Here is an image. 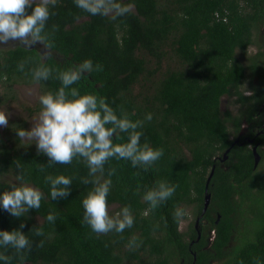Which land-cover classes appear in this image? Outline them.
I'll return each mask as SVG.
<instances>
[{"label":"trees","instance_id":"trees-1","mask_svg":"<svg viewBox=\"0 0 264 264\" xmlns=\"http://www.w3.org/2000/svg\"><path fill=\"white\" fill-rule=\"evenodd\" d=\"M125 2L133 3V10L112 20L90 16L73 0H57L45 29L54 54L42 57L38 47L0 48V83L4 97L12 98L16 83H39L45 92L60 86L58 71L86 59L102 66L73 87L105 99L118 115L143 121L141 142L163 149L147 168L114 158L105 164L102 179L115 169L109 211L130 206L134 224L123 233L93 232L82 220L81 200L92 187L82 183L92 179L86 164L74 159L49 167L35 145L16 138L14 130L26 127L22 119L8 126L7 138L0 133V191L23 171L43 198L38 210L19 219L0 209V229L11 231L23 222L32 242L21 255L11 247L0 253L11 257V264H22L21 256L23 264H264V0ZM41 62L54 69L53 78L34 82L31 70ZM28 110L35 114L40 105ZM244 121L251 123L253 141H236ZM119 136L114 143L126 142V134ZM49 173L73 178L67 198L50 199L44 180ZM161 180L176 191L152 209L143 195ZM177 206L188 212L183 220L190 217L189 208L193 215L184 231L183 220L173 218ZM49 212L56 215L54 223L45 219ZM133 238L138 246L129 248Z\"/></svg>","mask_w":264,"mask_h":264},{"label":"clouds","instance_id":"clouds-1","mask_svg":"<svg viewBox=\"0 0 264 264\" xmlns=\"http://www.w3.org/2000/svg\"><path fill=\"white\" fill-rule=\"evenodd\" d=\"M57 0H0V46L9 45L15 41L25 48L45 45L41 56L47 55V22L52 15L50 8ZM75 6L90 16H103L116 20L133 10L134 4L125 0H73ZM30 9V11H29ZM23 70L24 63L18 65ZM102 71L100 64L86 59L78 65L56 72L60 86L55 90H48L38 96L40 111L32 121L29 129L18 127L14 131L16 138L28 145L35 144L37 154L48 157V166L68 165L74 159H82L88 168V176L92 179H82V183L92 187L83 196L82 220L95 233L116 232L123 233L134 224V217L128 205L111 214L108 206V195L111 190V176L115 169L108 170L107 179H102L105 164L110 159L128 160L133 167L147 168L152 166L163 155L162 148H153L148 142H141L143 135L139 129L143 121L132 120L127 113L117 114L105 99L98 98L92 93L81 94L77 84L87 73ZM54 69L45 63H39L31 70L34 82L48 81L53 78ZM10 113L0 110V127L9 125ZM146 120H151V113H147ZM127 135L126 142L114 143L120 138L119 134ZM17 169L20 165L17 164ZM45 172V168H40ZM99 174V175H98ZM49 186L50 199L55 201L67 198L71 194L73 178L64 174L44 176ZM176 185L167 181H158L157 186L144 192L143 199L152 209L173 196ZM0 191V209L7 211L17 219L24 217L30 210L41 207L43 193L26 178L23 171H19L15 181L9 182L7 188ZM188 212L177 206L173 218L181 222ZM45 219L54 223L56 215L49 212ZM0 229V248L11 247L18 255L30 250L32 242L22 229ZM31 229L30 231H32ZM36 235L42 236L43 231L36 228ZM43 246V240L39 242ZM129 248L138 246L133 238L127 245ZM23 264V256H21ZM0 264H11V257L0 253Z\"/></svg>","mask_w":264,"mask_h":264},{"label":"rangeland","instance_id":"rangeland-1","mask_svg":"<svg viewBox=\"0 0 264 264\" xmlns=\"http://www.w3.org/2000/svg\"><path fill=\"white\" fill-rule=\"evenodd\" d=\"M262 39L264 43V37H262ZM16 45H18L17 42L12 41L10 42L9 45H3V46H0V48H9V47H13ZM38 48L41 52L45 50L41 45L38 46ZM257 50H258V47L254 46L251 48L250 51L255 53ZM51 54H54V52L51 50H47V55H51ZM6 91L7 90L5 89L4 84L0 83V98L4 97V94H6ZM12 94H13L12 98H10V96L4 97V102L0 101V110H4L10 113L9 125L14 121H21L22 119H26L27 123H26L25 129H29L32 126V121L38 116L39 112H36L35 114H29L30 112L28 108L35 107L37 104H39L38 96L40 94H43L42 86L39 83H16L14 85ZM223 107L224 108L228 107V102L226 98H224ZM232 108L236 110L238 109V106L234 105L232 106ZM8 126L0 127V133L1 134L4 133L1 136L6 137L8 135V131H7ZM14 136L15 135H10L11 138L12 137L14 138ZM31 145H35V144L33 143ZM5 178H10V177H5ZM114 207H112V209H114ZM189 212H190L189 213L190 217L188 219L183 220L181 223V229L183 231L187 229V225L193 216L190 208H189ZM200 216L201 215H199L198 218H200ZM193 219H195V216L193 217Z\"/></svg>","mask_w":264,"mask_h":264},{"label":"flooded vegetation","instance_id":"flooded-vegetation-1","mask_svg":"<svg viewBox=\"0 0 264 264\" xmlns=\"http://www.w3.org/2000/svg\"><path fill=\"white\" fill-rule=\"evenodd\" d=\"M18 46V45H16ZM14 47V46H13ZM261 110H264V104L260 107ZM264 125V124H263ZM259 127V125H258ZM253 130H256L255 128H253ZM251 132V123L247 122V121H244L243 124H242V127H241V130L240 132L238 133V137L236 139V141H240V139L242 138L244 141L246 140H249V141H253L250 136H248ZM227 158L223 159L222 158V161L224 162Z\"/></svg>","mask_w":264,"mask_h":264},{"label":"water","instance_id":"water-1","mask_svg":"<svg viewBox=\"0 0 264 264\" xmlns=\"http://www.w3.org/2000/svg\"><path fill=\"white\" fill-rule=\"evenodd\" d=\"M44 49H45V45H41ZM47 50H51L49 47H47ZM230 149H228L225 153H224V157L223 159L227 158L228 157V152H229ZM254 151L256 153V164L259 163V160H260V155L258 154V152L256 151V147L254 148ZM212 175H213V172L211 173V175L208 177V180H207V184H206V197H205V209H204V212H206L207 210V207L209 205V202H210V197H211V194L208 192V188H209V183L211 181V178H212Z\"/></svg>","mask_w":264,"mask_h":264}]
</instances>
